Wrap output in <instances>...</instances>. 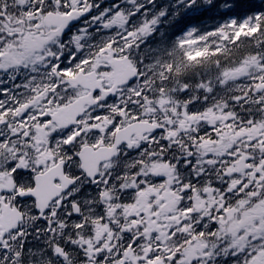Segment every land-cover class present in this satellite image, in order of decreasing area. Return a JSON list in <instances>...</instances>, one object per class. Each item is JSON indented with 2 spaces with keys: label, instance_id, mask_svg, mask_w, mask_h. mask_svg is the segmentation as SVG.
Masks as SVG:
<instances>
[{
  "label": "snow or ice",
  "instance_id": "1",
  "mask_svg": "<svg viewBox=\"0 0 264 264\" xmlns=\"http://www.w3.org/2000/svg\"><path fill=\"white\" fill-rule=\"evenodd\" d=\"M0 264H264V0H0Z\"/></svg>",
  "mask_w": 264,
  "mask_h": 264
}]
</instances>
